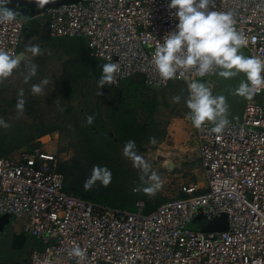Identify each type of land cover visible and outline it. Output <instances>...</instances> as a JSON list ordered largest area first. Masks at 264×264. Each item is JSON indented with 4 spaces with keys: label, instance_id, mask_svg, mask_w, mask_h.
<instances>
[{
    "label": "built area",
    "instance_id": "1",
    "mask_svg": "<svg viewBox=\"0 0 264 264\" xmlns=\"http://www.w3.org/2000/svg\"><path fill=\"white\" fill-rule=\"evenodd\" d=\"M168 0H80L26 15L19 24L0 25V46L20 54L26 24L39 20L52 38L82 39L88 54L119 62L114 90L141 76L151 87L173 82L186 87L194 72L161 82L152 52L178 20ZM259 0H215V10H233L237 28L249 36L241 49L264 58V7ZM221 70V69H220ZM218 70V71H220ZM209 74L206 80L212 79ZM264 90L246 100L241 118L223 134L196 129L206 188L190 184L183 198L151 213L145 203L129 212L81 199L66 191L56 152L35 146L19 158L0 157V219L22 221L31 240L28 264H77L70 255L85 249L81 264H264ZM260 97V98H259ZM256 109H259L257 111ZM201 219L217 231L192 229Z\"/></svg>",
    "mask_w": 264,
    "mask_h": 264
},
{
    "label": "rangeland",
    "instance_id": "2",
    "mask_svg": "<svg viewBox=\"0 0 264 264\" xmlns=\"http://www.w3.org/2000/svg\"><path fill=\"white\" fill-rule=\"evenodd\" d=\"M19 12L28 15L25 9ZM36 27L38 34L25 39L20 50L21 67L0 81V118L9 124L7 129L0 128V156L19 158L38 145L56 152L59 165L79 160L80 168L89 176L94 165L107 166L112 182L107 187L97 182L87 190L88 194L94 201L129 212L136 211L140 201L145 203L144 212H151L166 201L180 199L190 184L206 188L197 131L186 119L188 109L183 99L173 102L176 95L187 96L183 82L157 88L136 77L114 90L100 88L97 81L103 63L88 54L81 40L52 38L41 21ZM36 43L42 54L33 56L26 48ZM28 63L37 64L38 71L25 83ZM217 77L207 80L215 96L221 94ZM44 79L49 80L44 93L33 95L31 85ZM245 79V73L228 78V82L236 81L226 103L229 121L239 119L242 106L236 89ZM21 91L25 106L19 114L16 103ZM261 97L264 105V95ZM89 115L94 116L92 124L87 123ZM46 131L50 132L41 136ZM151 137L156 138V144L150 143ZM89 139L97 141L90 146ZM108 139L111 147L103 146ZM128 140L136 142L139 153L164 181L163 189L155 197L136 190L142 187V173L123 155ZM102 149L111 157L109 165L103 162ZM190 227L197 226L192 223ZM22 229V221L14 218L0 233L1 261L16 263L30 250L31 240L23 239Z\"/></svg>",
    "mask_w": 264,
    "mask_h": 264
},
{
    "label": "clouds",
    "instance_id": "3",
    "mask_svg": "<svg viewBox=\"0 0 264 264\" xmlns=\"http://www.w3.org/2000/svg\"><path fill=\"white\" fill-rule=\"evenodd\" d=\"M10 2L11 0H0V25L19 24L27 19L20 12L9 9L7 5ZM214 4L215 0H168L167 8L174 10L178 24L174 31L163 37V42H158L152 52L151 64L161 82L165 83L184 76L188 71L194 72V77L187 83V96L176 95L173 102L179 103L183 99L188 109L185 116L191 125L195 129L207 127L210 133L217 134L219 138L231 123L226 116L228 106L225 97L213 95V87L208 86L205 78L209 74L211 77L218 74L228 79L245 73L248 82L240 83L236 95L250 100L264 90V58L258 55L245 56L241 52V49L248 46L249 36L237 28L236 13L233 10H215ZM258 7H264V0H259ZM26 51L31 52L33 56L42 54L38 43L27 46ZM21 64V55L0 46V81L11 77ZM25 67L27 71L24 82L28 83L36 76L38 65L28 63ZM101 69L97 84L104 88L106 83H114L120 65L119 62L112 61L101 65ZM48 84L47 79L32 84L31 93L43 94ZM24 106L25 100L21 91L16 103L19 114L23 113ZM60 110L63 111V108ZM93 120V115L87 117L88 124H92ZM8 127L7 121L0 118V128ZM150 143L156 144V138L151 137ZM122 152L142 173V187L136 190L143 191L149 197H155L163 189L164 181L152 170L151 162L139 153L134 140L126 141ZM97 182L105 187L112 182V172L107 166H93L91 175L84 182L85 190H90ZM70 255L78 258L77 264H81L87 252L75 246Z\"/></svg>",
    "mask_w": 264,
    "mask_h": 264
},
{
    "label": "trees",
    "instance_id": "4",
    "mask_svg": "<svg viewBox=\"0 0 264 264\" xmlns=\"http://www.w3.org/2000/svg\"><path fill=\"white\" fill-rule=\"evenodd\" d=\"M39 22H40L39 20H32V21H29L26 24L25 39H30L31 37H33L36 34H38V30H37L38 27H36V29H35V24H39ZM46 29H47V27H46ZM46 31L48 33V30H46ZM77 40H81L85 44V47H86V50H87V46H86L85 41L82 40V39H77ZM87 52H88V50H87ZM103 64H105V63H103ZM137 77H140L143 80V82L145 83L143 77H141V76H137ZM134 78H136V77H134ZM134 78L128 79V80L124 81L123 83H125V82H127L129 80H132ZM49 132L50 131H46L45 133H42L41 136H43L45 134H48ZM90 140L91 139L87 140V143L90 146H92L93 141H97L96 139L95 140L93 139L92 142ZM103 146H106V147L109 146V147H111L110 144H109V139L107 140L106 143H104ZM106 151H104V149H102V152L105 153V154H101V157L103 158V162L106 163L107 165H109L111 163V157L108 155V153ZM4 156H6V155H4ZM0 157H2V156H0ZM79 163H80L79 160H73L72 163H64V164H60L59 165V172H61L64 175V178H65V189H66V191H68L70 193H73L74 195H76L77 197H79L81 199H84V200H87V201H90V202H94V203H98V204H101V205H105V206H108V207H112L110 205H107V204H104V203H101V202L94 201L89 196L88 191L85 190V188H84V182L89 177V175H87L88 173L87 172L85 173L83 171V169L80 168ZM115 163L116 164L119 163L118 159L115 160ZM151 212H144V213H151Z\"/></svg>",
    "mask_w": 264,
    "mask_h": 264
},
{
    "label": "water",
    "instance_id": "5",
    "mask_svg": "<svg viewBox=\"0 0 264 264\" xmlns=\"http://www.w3.org/2000/svg\"><path fill=\"white\" fill-rule=\"evenodd\" d=\"M79 1L80 0H11V2L7 5V7L9 9L16 10L18 12L21 9H25L28 11V15L29 14L33 15L36 11H39V10L58 7L61 5L76 4ZM218 77H219V75H218ZM229 82H228V79L220 77L219 83H220V92L222 95L226 94V91L228 90V87L230 85ZM244 105H245V98L243 99V104L241 105L242 111L240 113L239 118H241V116L243 114ZM10 221H11V217L9 215L3 216L0 219V233L4 231L5 226L8 225L10 223ZM194 224H195V226H197L198 228H200L202 230L217 231V230H220L222 228L221 225L218 224L217 222H214L212 224H208L201 219H197ZM0 264H6V263L0 262Z\"/></svg>",
    "mask_w": 264,
    "mask_h": 264
},
{
    "label": "bare ground",
    "instance_id": "6",
    "mask_svg": "<svg viewBox=\"0 0 264 264\" xmlns=\"http://www.w3.org/2000/svg\"><path fill=\"white\" fill-rule=\"evenodd\" d=\"M217 81L218 82L220 81V76L217 78ZM236 81H238V79ZM236 81H231L230 82V85H229L228 90L226 91V94L225 95H222V94L219 95V96L225 97L226 103H227L228 97H230V95L232 93V89L234 88L233 85H234V83ZM244 82L247 83L248 82L247 79H245ZM243 99H244L243 97L238 96V100L240 101L241 105L243 104Z\"/></svg>",
    "mask_w": 264,
    "mask_h": 264
},
{
    "label": "flooded vegetation",
    "instance_id": "7",
    "mask_svg": "<svg viewBox=\"0 0 264 264\" xmlns=\"http://www.w3.org/2000/svg\"><path fill=\"white\" fill-rule=\"evenodd\" d=\"M27 252L28 251H26L25 254H24V256L21 257V259L18 260V262H16V263H14L15 261H13V263H12V262L1 261V260H0V262L6 263V264H28L27 261H25L26 256H27Z\"/></svg>",
    "mask_w": 264,
    "mask_h": 264
},
{
    "label": "crops",
    "instance_id": "8",
    "mask_svg": "<svg viewBox=\"0 0 264 264\" xmlns=\"http://www.w3.org/2000/svg\"><path fill=\"white\" fill-rule=\"evenodd\" d=\"M205 182H206V181H205ZM21 234H22V232H21ZM21 236L23 237V239H25L23 235H21Z\"/></svg>",
    "mask_w": 264,
    "mask_h": 264
}]
</instances>
